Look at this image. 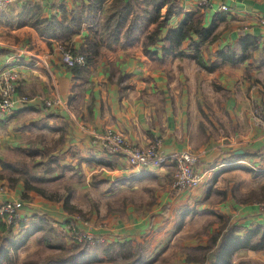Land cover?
<instances>
[{"label": "crops", "instance_id": "crops-1", "mask_svg": "<svg viewBox=\"0 0 264 264\" xmlns=\"http://www.w3.org/2000/svg\"><path fill=\"white\" fill-rule=\"evenodd\" d=\"M95 1L14 0L0 12V72L22 77L13 113L0 117V160L17 162L30 174L10 191L0 180V203L22 200V222L44 212L64 230L66 206L89 205L90 225L80 228L104 235L109 246L140 245L142 259L130 264H158L167 254L177 257L171 264L264 261V242L250 249L230 238L224 259L216 254L230 229L243 237L264 227V0H212L206 8L199 0H177L179 12L148 46L152 55L144 50L145 36L157 24L133 44H108L107 33L88 20ZM103 1L105 10L113 0ZM222 4L230 10L221 11ZM198 9L207 28L216 15L223 17L218 39L198 47L193 35L174 47L166 40L169 30ZM247 35L258 38V47L234 64L228 48L239 61ZM61 45L87 52L94 62L73 71L62 61ZM220 50L228 57H219ZM198 51L206 66L195 57ZM108 131L122 133L134 146L160 139L165 155L201 153L202 184L177 192L173 163L132 167L125 156L107 153L97 136ZM102 220L108 229L98 226ZM221 221L226 231L207 248ZM120 257L80 247V264Z\"/></svg>", "mask_w": 264, "mask_h": 264}, {"label": "trees", "instance_id": "trees-1", "mask_svg": "<svg viewBox=\"0 0 264 264\" xmlns=\"http://www.w3.org/2000/svg\"><path fill=\"white\" fill-rule=\"evenodd\" d=\"M165 6L167 7V10L166 13L162 15V8ZM103 10L104 1L96 0L90 7L88 20L94 22L96 25H100L102 32L107 33L108 44L120 43L121 39H123L124 44H133L141 36L143 30H147L152 24H157L155 29L146 35L147 42L145 44L144 50L148 55L154 54L148 49V46L156 43L161 28L167 26L170 17L179 12L177 0H113L112 6L107 11L104 10L103 19L99 22V13ZM222 18L223 17L221 15H216L211 26L207 28L204 25V13L200 9L187 12L185 18L179 23L178 27L169 30L166 40L172 43L174 47H180L185 40L191 38L193 35H196L199 39L197 45L198 47L213 43L219 37L217 28ZM240 43L242 45V54L239 61L234 59V56L237 55L236 51L228 48V55L231 57L230 60L234 64L238 62H244L251 56V52L256 50L258 47V38L247 35L240 41ZM173 45L168 49L173 50ZM89 46H91L90 42ZM71 50L74 54H83L86 59L85 65H76L75 67L70 68L73 71H76L80 67L88 66L94 62V57L87 54V52H77L72 48ZM228 55L225 50H220L218 52L219 57L224 56L227 58ZM195 57L198 58V62L201 65L206 66L200 58L199 51ZM216 66H218V64L212 65V67ZM0 164L1 167L6 170H14V168L17 169V167H15L12 163H6V161L3 162V160H0ZM11 180L13 181L14 179L11 178ZM17 181H19V179H17ZM37 191L42 193V191L39 189ZM66 209L68 211H72L71 209H74V207L66 206ZM3 220L4 219H2L0 223V231L8 233L13 232V224L22 222L21 219H18L13 224H11L12 226L10 228H7ZM21 225L23 224L21 223ZM229 232L230 233L225 235L221 246L218 247L216 252L220 260L221 258L224 259L223 255L230 244V238H233L235 243L238 242L240 247L243 248L259 249L263 246L264 227L262 226L248 231L243 237L237 236L234 229H230ZM257 235H260L259 241L255 239V236ZM219 236L220 234H217L215 237H213L212 244L217 242ZM0 243V254L4 250L5 252H10L14 245L13 241L4 239V237H0ZM123 247H125V245ZM207 248H210V246ZM56 262L61 264H80V254H77V257L70 259L63 258L58 261H54V263Z\"/></svg>", "mask_w": 264, "mask_h": 264}, {"label": "rangeland", "instance_id": "rangeland-1", "mask_svg": "<svg viewBox=\"0 0 264 264\" xmlns=\"http://www.w3.org/2000/svg\"><path fill=\"white\" fill-rule=\"evenodd\" d=\"M223 5V4H222ZM112 6V4H111ZM110 6V7H111ZM208 7V6H207ZM221 7V5H220ZM206 8V7H205ZM109 8L105 9L106 11ZM230 10V8H229ZM228 10V11H229ZM103 19V17H102ZM264 20V16L260 19V25L264 26L261 22ZM219 32V31H218ZM145 32H142L141 35H143ZM220 34V33H219ZM145 35V34H144ZM146 37V36H145ZM147 39V38H146ZM22 80V77H21ZM20 80V85H21ZM20 87V86H19ZM264 105V99L263 104ZM261 105V106H262ZM260 117L263 115V111H258L256 113ZM13 164L16 168L14 170L10 169H3L0 171V180H5L4 187L7 188L9 191L13 189V187L17 184V179L19 180H27L29 177V173L26 170V168L19 166V163L13 162L8 159H4L3 162ZM28 161H24L23 163H27ZM1 166V164H0ZM14 179L13 181L11 180ZM44 179V178H42ZM44 181V180H42ZM26 196V195H25ZM6 201H19L23 202V208L25 207L26 203L22 200H15L12 198H9ZM6 201H3L0 203V208L5 204ZM84 208H74L71 209L72 211H68L67 216V225H71L72 223L83 224V225H90V219L89 213L91 211V208H89V205L84 204ZM70 207V206H69ZM21 210V213H22ZM3 218L0 216V223ZM35 220L31 221V220ZM44 221V222H42ZM4 222V220H3ZM21 223L23 225H21ZM21 223L13 224V232H2L0 231V237H4V239H9L13 241V248H11L10 252H5V250L0 254V259H5L4 263L2 264H60V263H54V261H58L63 258H73L77 257V254H80V247L85 249L86 251H92L93 253H99L102 254L103 249L105 251L113 252V255L116 256H122L119 258H116L112 263L110 264H130L135 259H142L141 256V246L138 244H132L129 242L126 243H118L112 247H110L107 244V240L104 241H97L94 242H76L78 240L74 239L73 236L67 232V230H64L60 223L53 218L47 217V215L42 212L39 215L34 216H27L26 221H23ZM6 224L7 228H10L12 225ZM228 224L224 223V221H221V226L218 231L215 232L210 237V240L212 237H215L217 234L222 233L226 231L225 228ZM103 228L108 229L109 223L102 220L99 222V225ZM82 228V227H81ZM225 234V233H224ZM102 237H105L102 235ZM106 238V237H105ZM213 239V238H212ZM125 245V247H123ZM209 246H212V240L209 242ZM1 247V243H0ZM110 247V248H109ZM71 250H73L71 252ZM201 251V248L199 249ZM142 252V251H141ZM195 255L199 259H201L199 256L201 255L200 252L195 251ZM203 252H205V249H203ZM121 253V254H120ZM189 256L191 257V252H187ZM206 253V252H205ZM129 254L131 255V258L127 260V256ZM205 255V254H204ZM202 255V257H204ZM158 264H171L177 259V257H174L173 254H167L165 256H160ZM189 259V257H188ZM84 264H87L84 262ZM141 264V261H140ZM244 264H264V261H257V260H246Z\"/></svg>", "mask_w": 264, "mask_h": 264}, {"label": "built area", "instance_id": "built-area-1", "mask_svg": "<svg viewBox=\"0 0 264 264\" xmlns=\"http://www.w3.org/2000/svg\"><path fill=\"white\" fill-rule=\"evenodd\" d=\"M14 0H0V12L5 11ZM212 0H199L198 6L205 8L211 6ZM221 11L228 12L226 4L221 5ZM264 25V20L261 22ZM62 61L69 68L76 65H85L86 59L83 54H74L71 48L61 45ZM21 75L18 71L4 70L0 72V117L6 118L11 115L16 105L15 95L20 86ZM261 111L257 109L255 114ZM98 145L107 153L125 156L132 167L157 168L173 163L175 172L173 178V189L177 192L189 188H195L202 184L205 173L198 169L202 154L192 150H184L172 155H165L161 149V140L157 139L147 146H134L127 142L125 136L120 132L108 131L97 136ZM23 202L6 201L0 208V216L7 224H13L22 219L21 210ZM264 214V203L260 206ZM66 230L76 242L104 241L105 237L94 232L80 228V224L67 225Z\"/></svg>", "mask_w": 264, "mask_h": 264}]
</instances>
